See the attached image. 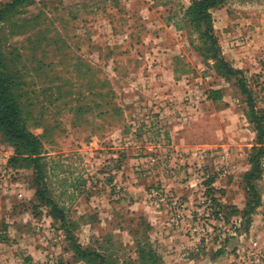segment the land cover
Segmentation results:
<instances>
[{
  "label": "rangeland",
  "instance_id": "374dc122",
  "mask_svg": "<svg viewBox=\"0 0 264 264\" xmlns=\"http://www.w3.org/2000/svg\"><path fill=\"white\" fill-rule=\"evenodd\" d=\"M191 1L27 0L0 19V53L42 142L40 177L26 154L10 164L21 149L0 131V264H99L82 257L85 249L107 264H214L220 251L234 254L231 264H255L253 255L264 252V141L238 85L246 81L264 114V0H224L211 9L218 54L241 70L236 75L212 57L204 26L187 10ZM214 107L220 120L211 124ZM194 123L206 133L174 148V125ZM254 165L260 175L247 180ZM160 173L199 179L191 203L144 180ZM156 188L183 202L186 219L157 201ZM225 191L245 200L241 213L223 203ZM207 196L221 220L204 243L191 233L189 213ZM142 201L188 242L181 251L154 246L150 222L134 209ZM238 219L236 234L221 240Z\"/></svg>",
  "mask_w": 264,
  "mask_h": 264
},
{
  "label": "trees",
  "instance_id": "16d2710c",
  "mask_svg": "<svg viewBox=\"0 0 264 264\" xmlns=\"http://www.w3.org/2000/svg\"><path fill=\"white\" fill-rule=\"evenodd\" d=\"M224 0H192L187 7V10L192 17V20L200 23L204 26V35L206 41L208 42V47L211 52L212 57L216 62L219 63L220 67L226 68L227 73L230 75H236L241 73V70H234L227 62L220 58L218 54V44L217 40L211 32L212 29V16L211 9L221 4ZM27 2V0H10L9 2L4 3L0 7V19L10 12L14 11L17 7ZM246 81L244 79L238 80V85L241 87L242 92L247 94V104L248 112L247 117L250 123L253 125L254 130L256 131L257 140L260 145L264 141V114L258 112L255 108L253 98L251 96L250 90L247 89ZM0 131H2L7 140L12 141L18 148L16 154L13 155L10 159V164L15 166L18 163V160L21 157V154H26L27 159L32 162L35 170L38 175L42 177V173L39 167V159L41 158L42 153V142L40 138L33 133L27 124V121L23 115L20 102L17 99L15 92V80L6 70V65L4 59L0 53ZM262 146L258 147V150H261ZM259 152L254 156V159L257 158ZM24 158V159H26ZM260 175V170L257 165H254L252 170L247 173V180L257 178ZM42 199L46 201L54 208V211H60L54 202L49 198H45L42 194L40 195ZM254 199H256L254 197ZM250 202L247 204V209L243 211V214L247 212L250 206ZM257 205V200H255L254 205ZM62 224H64V216L62 212H59L57 215ZM82 257L95 256L100 262L99 264H107L104 255L98 254L94 251L80 250ZM141 260L145 255L140 253ZM154 256L148 254V258H151L155 262ZM113 264V263H108Z\"/></svg>",
  "mask_w": 264,
  "mask_h": 264
},
{
  "label": "crops",
  "instance_id": "0c3cea01",
  "mask_svg": "<svg viewBox=\"0 0 264 264\" xmlns=\"http://www.w3.org/2000/svg\"><path fill=\"white\" fill-rule=\"evenodd\" d=\"M220 46L222 47V52L227 57L228 59H231L232 56L234 55V52L232 49H224L223 44L220 42ZM241 62L237 64L239 68H241ZM216 100L210 99V102H214ZM220 114H221V109H216L214 107L211 112H209V117L211 118V124H213V117L214 119L220 120ZM220 124V123H219ZM202 127L199 124H192L190 126H184L182 128H177L174 125V128H172L171 132V137H172V145H174V148H180L183 149L184 147L188 146L191 144L190 139L195 138V136L200 132V133H206L201 129ZM212 134V132H211ZM185 178H181V175H167V174H158V176L152 178H146L144 179L145 181H155V183L162 185L166 189H170L174 194H177L181 197H184L188 199V203H191V200L194 198V192L197 191V189L201 186V183L198 182L200 181H195L193 175H185ZM152 183V182H151ZM150 183V184H151ZM140 184L143 186V182L140 181ZM140 185V186H141ZM225 196L223 197V203L226 201H230L234 205L235 209H238L239 212L241 213V210L245 206V200L241 198H235L234 199V193H231L228 191L226 193L225 191ZM233 197V198H232ZM136 210L142 211V213L146 216L147 220L150 222L151 227V232L150 234L152 235V238L154 240V246L156 245L157 248L162 250V246H166L167 248L171 247H176L175 250L181 251V247H184L185 245L188 244L187 241L184 240V243L182 242V237L177 234L175 231H171L170 226L168 225L165 226L166 223V216L163 212H158L155 210L152 206H150L147 201H142L137 202ZM177 235H176V234ZM233 239V238H231ZM233 240H231L228 244L226 243L224 248L228 249L229 246L231 245ZM183 243V244H182ZM182 245V246H180ZM184 245V246H183ZM179 253L176 252L175 254H169V257L177 256ZM233 253H230L228 251H220L219 255H215L213 258V263L214 264H231V259L233 257ZM191 260V259H190Z\"/></svg>",
  "mask_w": 264,
  "mask_h": 264
},
{
  "label": "built area",
  "instance_id": "2783aa9c",
  "mask_svg": "<svg viewBox=\"0 0 264 264\" xmlns=\"http://www.w3.org/2000/svg\"><path fill=\"white\" fill-rule=\"evenodd\" d=\"M152 194L157 198L159 203L167 204L176 217L186 219L182 216V212L185 211L184 204L178 198L159 188L153 189ZM189 217H191L192 220V226L190 228L191 233L204 243L210 241L217 233L215 222L221 220L218 203L216 202L214 196H207V198L198 202V204H196L193 210L189 213ZM238 226H240V219L235 220L231 225V229L226 230L220 239L223 240L227 235L236 234L235 228ZM252 260L255 264L264 263V252L259 256L253 255Z\"/></svg>",
  "mask_w": 264,
  "mask_h": 264
}]
</instances>
